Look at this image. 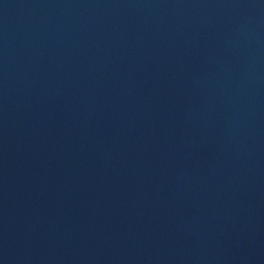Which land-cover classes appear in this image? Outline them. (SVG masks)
<instances>
[{
    "label": "water",
    "instance_id": "water-1",
    "mask_svg": "<svg viewBox=\"0 0 264 264\" xmlns=\"http://www.w3.org/2000/svg\"><path fill=\"white\" fill-rule=\"evenodd\" d=\"M0 264H264V0H0Z\"/></svg>",
    "mask_w": 264,
    "mask_h": 264
}]
</instances>
